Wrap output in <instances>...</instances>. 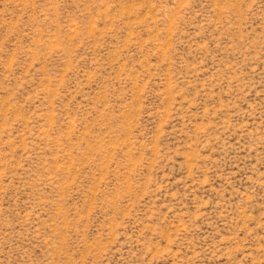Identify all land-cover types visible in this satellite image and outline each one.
Wrapping results in <instances>:
<instances>
[{
  "label": "rangeland",
  "instance_id": "1",
  "mask_svg": "<svg viewBox=\"0 0 264 264\" xmlns=\"http://www.w3.org/2000/svg\"><path fill=\"white\" fill-rule=\"evenodd\" d=\"M0 264H264V0H0Z\"/></svg>",
  "mask_w": 264,
  "mask_h": 264
}]
</instances>
